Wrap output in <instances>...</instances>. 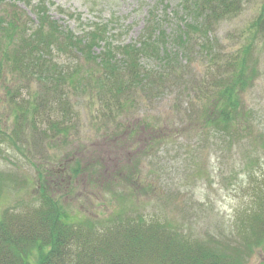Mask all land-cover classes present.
<instances>
[{
	"label": "trees",
	"instance_id": "16d2710c",
	"mask_svg": "<svg viewBox=\"0 0 264 264\" xmlns=\"http://www.w3.org/2000/svg\"><path fill=\"white\" fill-rule=\"evenodd\" d=\"M249 1L178 0L173 22L152 15L134 42L117 44L106 24L98 23L83 35L62 25L47 0H0V85L9 72L19 82L14 88L5 85L14 131L24 134L30 128L35 137L68 135L73 128L71 96L80 85L105 107L100 127L107 130L112 123L116 132L109 130L107 138L119 135L126 141L127 131L137 139L148 133L150 149L173 141V136L158 132L162 128L151 123L149 114L135 113L139 105L166 91H175V113L195 125L196 138H219L215 143L224 154L223 144L233 148L264 135V100L244 99L260 82L264 0H255L256 15L238 36H214L223 21L246 10ZM19 2L27 9H19ZM227 38L233 41L229 46ZM63 57L74 60L67 63ZM143 58L157 64L143 63ZM25 80L35 81L38 88L22 84ZM184 106L189 113L183 112ZM120 116L125 122L117 120ZM187 129L177 124L175 132ZM6 135L0 127V140ZM137 142L134 139V145ZM237 153L251 203L241 213L236 233H220L222 238L195 235L157 210H146L140 198L134 210L72 221L60 203L43 195L38 203L7 209L0 218V264H32L35 249L36 264H243L264 244V167L261 155ZM114 175L120 178L121 173ZM134 182V192L141 190Z\"/></svg>",
	"mask_w": 264,
	"mask_h": 264
},
{
	"label": "rangeland",
	"instance_id": "374dc122",
	"mask_svg": "<svg viewBox=\"0 0 264 264\" xmlns=\"http://www.w3.org/2000/svg\"><path fill=\"white\" fill-rule=\"evenodd\" d=\"M177 3L178 0L46 2L51 14L78 35L98 23L106 24L108 36L117 44L134 42L152 15L173 22ZM257 5V1H249L246 10L237 18L223 21L214 36H238L239 30L256 15ZM18 8L27 9L21 2ZM28 10L35 18L31 9ZM65 10L75 16L66 14ZM80 15L81 20L77 18ZM171 30L172 26H169L167 31ZM224 42L229 46L233 41L228 42L227 38ZM64 59L67 63L74 60L73 57ZM142 61L152 66L157 64L154 59L143 58ZM259 69L260 82L253 89L254 95L252 90L245 94L246 102L256 98L264 100V56ZM12 76L10 72L6 73L0 85V127L2 133L7 134L0 140V218L5 210L20 208L25 203L36 204L43 195L60 203L72 221L86 217L106 219L119 212L134 210V204L140 198L147 204L146 210H157L195 235L211 233L221 237L220 233L237 232L239 219L251 203L244 190L249 182L245 169L239 164L237 152L248 156L252 152L261 155L260 162L264 167L263 134L258 133L253 141L248 139L241 146L235 144L230 148L223 144L227 150L224 154L223 147L215 143L219 138H196L193 133L195 125L184 114L181 117L175 113L172 106L175 91H166L151 102L139 105L135 113L149 114L151 123L161 126L158 132L173 136V141L154 144L150 149L147 147L148 133L143 132L137 139L134 133L127 131L126 141L119 135L107 138L106 132H116L112 123L107 130L100 127L105 107H101V100L91 91L80 90V85L71 96L74 115L73 128L68 135L35 137L30 128L27 133L17 134L14 131L15 118L10 114L6 100L5 85L13 88L19 85L11 79ZM24 83L33 89L38 88L33 80ZM22 91L23 95L28 94L26 87ZM185 107L181 109L189 113ZM117 120L125 122L121 116ZM262 122L264 125V117ZM183 123L189 128L184 131L186 133L175 132L176 125L183 126ZM38 128L44 126L39 124ZM49 133L54 134L48 130ZM134 139L138 140L135 145ZM115 172L121 173L120 178L114 175ZM134 181L140 183L141 190L134 192ZM38 255V250H33L30 255L32 264L37 263ZM243 264H264V244L257 247Z\"/></svg>",
	"mask_w": 264,
	"mask_h": 264
}]
</instances>
